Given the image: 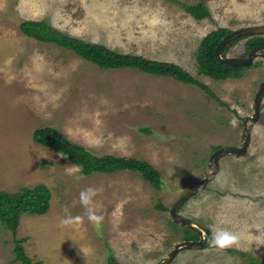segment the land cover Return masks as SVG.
Masks as SVG:
<instances>
[{"label": "rangeland", "instance_id": "obj_1", "mask_svg": "<svg viewBox=\"0 0 264 264\" xmlns=\"http://www.w3.org/2000/svg\"><path fill=\"white\" fill-rule=\"evenodd\" d=\"M198 3L210 12L200 21L184 10ZM23 21H44L117 53L176 64L224 105L171 78L101 71L26 37L19 30ZM258 25H264V0H0V191L41 184L51 193L48 213L21 217L15 236L0 224V264H14V239L44 264H108L110 258L158 264L183 242L168 212L209 172L213 148L240 146L264 78L258 57L241 79L214 82L197 74L196 51L212 31ZM245 41L226 56L242 58ZM43 127L95 155L148 162L161 173V189L125 171L83 176L64 156L33 142V132ZM143 128L150 134L139 132ZM89 188L99 221L90 220L80 202ZM179 215L209 239L205 247L180 251L170 264H264V97L245 155L220 158L217 173ZM213 227L244 239L218 249L209 243Z\"/></svg>", "mask_w": 264, "mask_h": 264}, {"label": "trees", "instance_id": "obj_2", "mask_svg": "<svg viewBox=\"0 0 264 264\" xmlns=\"http://www.w3.org/2000/svg\"><path fill=\"white\" fill-rule=\"evenodd\" d=\"M184 10L197 21L210 16L209 10L203 3L186 6ZM19 30L23 35L36 42L55 45L63 50L70 51L81 60L96 66L101 71L132 69L150 76L171 78L182 85L197 88L211 99L224 105L206 85L194 79L187 71L176 64L149 60L138 55L117 53L105 46L87 43L78 38L65 35L44 21H23L19 25ZM229 32L231 31L228 29L220 28L210 32L201 39L195 54V66L199 76H204L214 82H223L231 79L239 80L242 78L244 70L254 66V64H251L244 67H231L220 64L216 60L214 56L215 48ZM242 40H246L244 43L245 53L240 57H245L254 47L264 46V38L262 36H241L223 47L222 56L225 57L229 49ZM139 132L150 134V130L146 128L139 129ZM32 139L37 145L64 156L71 165L80 168L83 176H91L96 173L115 174L125 171L136 174L156 191H159L163 185L161 173L148 162L136 158L95 155L85 147L72 143L60 134L57 129L50 127L39 128L33 132ZM219 148H213V151ZM50 199L51 193L49 189L41 184L34 187H22L14 193L0 191V224L15 236L21 217L47 214L50 210ZM156 208L160 211H167L162 206H157ZM171 226L174 230L179 229L181 231L184 241L198 240V235L195 232L187 228L178 227L174 223H171ZM22 243V241L14 239V259L12 263L44 264L42 261L30 259ZM248 262L249 264L261 263L252 259ZM108 264H116V262L110 258Z\"/></svg>", "mask_w": 264, "mask_h": 264}, {"label": "water", "instance_id": "obj_3", "mask_svg": "<svg viewBox=\"0 0 264 264\" xmlns=\"http://www.w3.org/2000/svg\"><path fill=\"white\" fill-rule=\"evenodd\" d=\"M246 35H258V36H264V25H258V26H248L239 28L236 30H233L229 32L227 35H225L218 45L215 48L214 56L216 60L220 64H225L231 67H237V66H249L254 63V61L261 57L264 59V46H257L252 48L245 57L242 58H232V57H223L221 54V51L223 47L241 37ZM264 97V78L262 82L259 84L257 92L253 99V107H252V114L251 116L245 118L243 122V128H242V136H241V142L239 147L235 146H225L222 148H219L215 150L212 155L210 156L208 170L209 172L201 178L200 181L195 183L192 187H190L188 190H186L180 198L174 203V205L169 210V216L174 224H177L183 228H187L195 234L198 235L197 241H183L180 243L175 244L173 249L166 255V257L158 264H170L171 261L176 257V255L180 251L188 250V249H198L202 248L205 244V242L209 239V236H207V239L205 240L203 237L202 228L192 222L191 220L184 218L179 215V209L187 202L189 198H191L193 195L198 193L208 182L210 177L214 176L218 171V161L220 158L224 156H236L241 157L245 155L247 148L250 143V131L252 128V125L259 119L260 111H261V103L262 99Z\"/></svg>", "mask_w": 264, "mask_h": 264}, {"label": "clouds", "instance_id": "obj_4", "mask_svg": "<svg viewBox=\"0 0 264 264\" xmlns=\"http://www.w3.org/2000/svg\"><path fill=\"white\" fill-rule=\"evenodd\" d=\"M94 195H95V192L91 188H89L85 191H82L80 193V202L82 205L85 206L89 219L93 220V221H99L101 219V217L97 216L94 213L92 207H90V204L92 201V196H94ZM75 219L79 220L80 218L76 217ZM63 222L69 223V222H71V218H69V220H66ZM242 239H244L242 234H238L236 232H232V231H229V230L224 229V228L213 227L211 229V237H210L209 243L218 249H224V248L232 246V245L239 246V243Z\"/></svg>", "mask_w": 264, "mask_h": 264}]
</instances>
